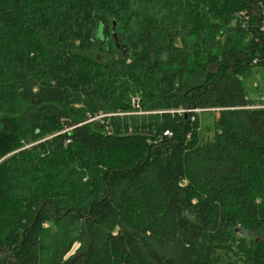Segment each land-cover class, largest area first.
<instances>
[{
    "label": "trees",
    "instance_id": "trees-1",
    "mask_svg": "<svg viewBox=\"0 0 264 264\" xmlns=\"http://www.w3.org/2000/svg\"><path fill=\"white\" fill-rule=\"evenodd\" d=\"M256 69L264 0H0V264H264Z\"/></svg>",
    "mask_w": 264,
    "mask_h": 264
},
{
    "label": "rangeland",
    "instance_id": "rangeland-1",
    "mask_svg": "<svg viewBox=\"0 0 264 264\" xmlns=\"http://www.w3.org/2000/svg\"><path fill=\"white\" fill-rule=\"evenodd\" d=\"M251 74H252V77L247 79L246 81V87L250 93L249 97L254 100H258V98H261V100H264V87H263L264 85H263V80H262V71H260V69H256ZM253 89H255V91ZM184 111H187V110H184ZM205 137L210 138L211 133L206 134ZM77 248H78V244H75L69 255H73L75 251L77 250Z\"/></svg>",
    "mask_w": 264,
    "mask_h": 264
},
{
    "label": "built area",
    "instance_id": "built-area-1",
    "mask_svg": "<svg viewBox=\"0 0 264 264\" xmlns=\"http://www.w3.org/2000/svg\"><path fill=\"white\" fill-rule=\"evenodd\" d=\"M200 111L199 110H187V111H180L179 113H188V114H194L195 115V113H199ZM163 136H165V137H171V133L169 132V131H166V132H164L163 133Z\"/></svg>",
    "mask_w": 264,
    "mask_h": 264
},
{
    "label": "water",
    "instance_id": "water-1",
    "mask_svg": "<svg viewBox=\"0 0 264 264\" xmlns=\"http://www.w3.org/2000/svg\"><path fill=\"white\" fill-rule=\"evenodd\" d=\"M113 37H114V38H115V40H116V35H115V34L113 35ZM116 46L118 47L117 43H116ZM118 48H119V47H118ZM39 210H40V209H39Z\"/></svg>",
    "mask_w": 264,
    "mask_h": 264
}]
</instances>
